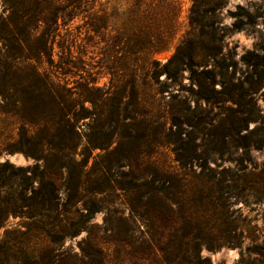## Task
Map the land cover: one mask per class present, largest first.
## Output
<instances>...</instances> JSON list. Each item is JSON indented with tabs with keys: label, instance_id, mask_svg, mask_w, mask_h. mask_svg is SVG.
Returning <instances> with one entry per match:
<instances>
[{
	"label": "rangeland",
	"instance_id": "374dc122",
	"mask_svg": "<svg viewBox=\"0 0 264 264\" xmlns=\"http://www.w3.org/2000/svg\"><path fill=\"white\" fill-rule=\"evenodd\" d=\"M15 1L0 0V16H8ZM136 1L97 0L96 9L106 18L98 34L90 30L86 14L72 18L68 16L71 8L66 9L59 20V36L54 43V67L46 63L41 67L68 83L74 91L81 114L76 120L77 158H86L88 169L103 164L101 158L106 156L115 175L124 181L130 177L121 172L129 171V164L149 180L153 178L149 173L155 174L156 170L161 175L183 180L181 207L200 215L203 229L213 238L226 230L241 238V248L223 246L217 251L203 248L202 256L211 264H239L243 254L248 259L249 250L256 247L264 250V149L251 148L252 161H244L240 166L228 159L239 158L243 150L234 148L228 138L225 145L212 143L211 134L217 133L216 126L221 120L230 125L237 116L236 104L218 95L220 90L229 88L244 93L246 100L255 103V120L241 124L239 133L244 135L264 127V85L258 90L251 89L247 79L252 70L243 61L250 51L264 56V0L158 2L173 17L167 27L165 44L155 53L140 55L130 48L123 50V43H118L122 32L136 29L127 19ZM153 3L157 0H143V9ZM67 4L66 0L62 2V6ZM176 7H179L177 22ZM114 13L122 16L114 18L111 16ZM41 30L40 27L34 40ZM10 46V42H4L3 53L13 52ZM178 49L184 64L166 67ZM152 59L160 65L150 69L147 61ZM108 65L116 70L111 71ZM192 69L196 71L194 78ZM208 70L224 76H217L213 82L206 80L204 85L212 97L205 99L200 95L197 79L206 77ZM86 87L93 97L100 98L103 94L98 108L83 100L81 95H85ZM116 97L121 98L119 114ZM22 124L19 117L0 110V162L9 160L22 167L36 163L21 152L8 153L5 149L16 142ZM224 133H230L229 128ZM91 143L103 148H92ZM120 146L134 155L129 162L117 161L115 155H110ZM220 148L225 152L223 159L215 152ZM179 155L187 161L188 170L177 160ZM204 159L217 172L228 170L223 183H206L197 177ZM200 194L213 197L203 198L201 202ZM104 197L105 210L95 213L91 232L83 231L67 239L61 249L67 251L61 258L65 259L57 264H167L159 250L161 245L171 251L172 264H185L175 257L171 236L180 227L177 223L180 205L170 209L168 198L163 203L162 214L155 220L153 203L144 199L140 204L135 193L117 189ZM219 203L224 205L223 209ZM25 222L22 217L11 216L0 229V235L6 228H24ZM57 248L51 245L54 253Z\"/></svg>",
	"mask_w": 264,
	"mask_h": 264
},
{
	"label": "trees",
	"instance_id": "16d2710c",
	"mask_svg": "<svg viewBox=\"0 0 264 264\" xmlns=\"http://www.w3.org/2000/svg\"><path fill=\"white\" fill-rule=\"evenodd\" d=\"M64 1L17 0L8 16H0V110L19 117L23 123L16 142L7 145L5 149L8 153L21 152L36 162L27 167L15 166L9 160L0 162V229L6 226L11 216L26 220L24 228H6L4 234L0 235V264H57L59 260H64L61 259L67 254V251H61L64 242L83 231L91 232L95 213L105 210L104 196L108 192L122 189L135 193L140 198V204L147 199L154 205L155 220L162 214L163 203L168 198L171 204L168 206L172 210L183 201L181 195L185 184L175 176L161 175L156 170L155 174L149 173L153 175L149 180L145 174L134 171L133 165L129 164L130 170L121 172V175L130 177L124 181L115 175L110 159H106V156L101 158L103 164H96L91 169L87 168L86 158H77L79 131L76 120L81 114L77 109L79 104L74 99V91L68 83L60 81L50 70L41 66L46 63L50 68L54 67V43L59 36V20L66 9L71 8L68 16L72 18L86 14L90 30L95 34L100 33L106 18L96 9L97 0H66L67 6H62ZM163 1L167 0H157V3L150 4L146 9H143V0L136 1L133 11L127 15L136 29L122 32L118 39V43H123V50L130 48L134 54H149L164 46L167 27L173 17L158 4ZM176 10L178 12L174 20L177 22L179 7ZM111 16L119 19L122 15L114 13ZM40 27L42 30L34 40ZM4 42H10L14 51L3 53L1 46ZM21 60L24 63L22 66ZM33 61L37 63L33 64ZM243 61L252 70L247 83L251 89L258 90L264 85V56L250 51L243 56ZM147 64L151 69L160 65V62L152 59ZM181 64H184V60L178 49L165 66L179 67ZM108 68L116 70L113 65H108ZM191 71L194 78L196 71ZM206 74L201 80L198 77L197 82L200 95L209 99L212 95L204 85L206 80L213 82L217 76H224V73L216 74L208 70ZM218 95L236 104L234 111L237 116L230 125L228 122L225 125L223 120L219 122L217 133L211 134L212 143L225 145L228 138L234 148L243 150L239 158L230 157L228 161L242 166L244 161H252L251 148L264 149V127L241 135V124L255 120V103L246 100L244 93H236L230 88L220 90ZM81 96L83 100L91 102L94 108H98V101L103 94L100 98L93 97V92L86 87L85 95ZM116 99V111L119 114L121 98ZM115 121H120L119 116ZM225 128H229L230 133H224ZM91 144L92 148H103V145ZM215 152L224 158L223 148L215 149ZM110 155H115L117 161L122 162L134 157L122 146L115 148ZM177 160L188 170L187 161L182 156L179 155ZM203 161L197 177L206 183H223L228 170L223 168L217 172L210 161ZM170 194L173 196L170 197ZM199 196L201 202L203 198L213 197ZM217 200L220 201V198ZM218 205L224 208L223 204ZM179 208L177 223L180 227L171 236L175 257L185 264H211L208 258L202 256L203 248L217 251L223 246L242 247L241 238L237 234L226 230L213 238L209 231L203 229L200 215L185 211L181 205ZM51 245L58 247L56 253ZM159 250L167 264H172V253L168 247L161 245ZM249 252L248 259L243 254L239 264H264V250L256 247ZM251 256H255L254 259L251 260Z\"/></svg>",
	"mask_w": 264,
	"mask_h": 264
}]
</instances>
